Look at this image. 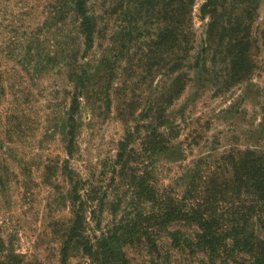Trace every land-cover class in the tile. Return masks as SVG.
I'll return each instance as SVG.
<instances>
[{
    "label": "rangeland",
    "instance_id": "obj_1",
    "mask_svg": "<svg viewBox=\"0 0 264 264\" xmlns=\"http://www.w3.org/2000/svg\"><path fill=\"white\" fill-rule=\"evenodd\" d=\"M59 1L69 9L66 0ZM59 1L0 0V252H15L30 264H61L59 235L71 220L63 167L68 165L87 187H107L111 193L120 142L130 133V144L135 149L140 145L139 139L152 129V90L165 87L161 77L152 80L147 48L152 3L147 1L140 17L128 10L134 3L120 0L87 47L71 14L64 22L50 18L43 23L47 9ZM202 1L196 0L192 10V62L200 55L207 22L199 15ZM108 5L109 0H87L98 16ZM263 26L264 0H257L250 30L256 68L250 79L230 89L217 84L210 53L209 76L198 67L192 70L191 82L168 108L164 129L173 127L176 136L168 152L156 157L164 165L162 177L175 182L186 166L230 149H264ZM72 92L80 102L75 150L68 157L64 117ZM145 164L152 166V155ZM120 214L104 210L100 225L106 227ZM175 227L160 232L158 253L148 243L127 245L128 264H208L191 244H171L166 232ZM87 228L98 231L92 219ZM179 229L184 237L191 233L187 226ZM86 262L77 249L65 264ZM237 263L249 264V259L240 255L230 262Z\"/></svg>",
    "mask_w": 264,
    "mask_h": 264
},
{
    "label": "trees",
    "instance_id": "obj_2",
    "mask_svg": "<svg viewBox=\"0 0 264 264\" xmlns=\"http://www.w3.org/2000/svg\"><path fill=\"white\" fill-rule=\"evenodd\" d=\"M66 1L69 9L59 1L47 9L49 14L43 23L50 18L64 22L71 14L77 21V33L90 47L99 25L109 20L120 0H109L108 8L99 16L87 7V0ZM128 1L134 3L128 10L134 9L140 17L147 1L152 3V41L147 48L152 52V80L156 83L161 77L165 87L159 91L158 85L152 90L149 134L139 139L136 149L130 144V133L120 142L112 165L116 183L111 193L107 187L102 191L87 187L68 165L63 167L70 185L71 220L59 235L60 263L65 264L70 252L78 249L87 258L86 264H128L127 245L148 243L152 252L158 253L160 232L176 226L166 232L171 244H191L204 253L208 264H230L240 255H246L249 264H264V149H230L211 160L200 159L177 174L175 182L162 177L164 165L156 158L168 152L176 136L173 127L164 129L168 108L191 82L193 69L198 67L207 74L208 53L212 77L225 89L250 79L254 73L255 39L250 30L257 0H203L199 15L207 22L200 55L193 62L192 10L196 0ZM260 39L264 49V26ZM218 67L216 73L214 68ZM79 102L72 92L64 117L68 157L75 150ZM182 153L179 149L180 160ZM147 155H152L151 167L145 164ZM109 196L112 198L107 200ZM104 210L121 214L102 227L100 216ZM88 219L95 221L98 231L88 232ZM253 225L257 230L252 229ZM181 226L191 228V233L184 237ZM0 264L30 263L15 252H0ZM162 264H169L168 260Z\"/></svg>",
    "mask_w": 264,
    "mask_h": 264
}]
</instances>
